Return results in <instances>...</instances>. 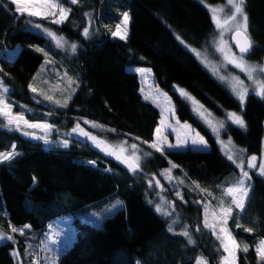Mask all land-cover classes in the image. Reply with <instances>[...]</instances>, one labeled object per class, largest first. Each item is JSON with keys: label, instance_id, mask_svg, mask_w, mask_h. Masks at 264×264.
Instances as JSON below:
<instances>
[{"label": "trees", "instance_id": "16d2710c", "mask_svg": "<svg viewBox=\"0 0 264 264\" xmlns=\"http://www.w3.org/2000/svg\"><path fill=\"white\" fill-rule=\"evenodd\" d=\"M202 1L78 0L70 4L63 0L71 9L66 21L47 25L78 47L62 60L73 80L72 95L65 105L50 107L30 91L44 61V54L34 47L49 50L50 67L58 64L61 57L52 52L54 43L47 36L25 28L29 21L40 20L15 12L10 0H0V51L20 46L12 61L0 58V78L10 88L9 96L49 113L47 120L58 132H67L85 119L102 127L96 131L100 137L132 140L147 151L140 167L131 174L86 141L72 139L66 148H46L42 140L24 137L4 126L0 118V153L9 152L12 145L19 153L0 163V231L8 235L10 227L26 229L24 234L13 233L17 241L0 243V264H15L14 250L24 264H30V248L37 253L48 224L64 216L71 217L75 238L62 250L56 264H193L198 254L204 255L209 264H217L221 252L213 247L212 237L202 235L199 240L193 230L200 226L202 215L201 206L194 200H206L203 192L217 191L238 170L192 114L176 86L219 117L225 111L240 114L246 126L229 123L224 134L247 156H260L264 148V99L250 94L244 104L240 103L176 37L195 48L211 50L216 28L206 4L224 0ZM90 11L94 13L95 32L86 38L82 30ZM126 11L129 33L126 40H121L112 35L113 27ZM244 11L252 41L248 56L260 59L264 56V0H245ZM135 67L151 70L155 84L170 95L177 118L204 135L207 150L159 152L146 144L153 140L160 111L143 96ZM171 163L200 193L184 190V202L177 203V209L193 226L191 233L198 238L194 244L169 231L167 219L147 199V178L161 185L160 170ZM107 168L116 173L107 172ZM250 175L252 186L244 212L234 208L230 225H241L237 227L239 233L252 228L246 236L264 239V179L255 171ZM116 197L122 198L124 208L99 225L77 215V211L101 203L109 206Z\"/></svg>", "mask_w": 264, "mask_h": 264}, {"label": "rangeland", "instance_id": "374dc122", "mask_svg": "<svg viewBox=\"0 0 264 264\" xmlns=\"http://www.w3.org/2000/svg\"><path fill=\"white\" fill-rule=\"evenodd\" d=\"M59 3L65 8H67L63 0H59ZM206 5H207L208 11L210 12L212 19H213V13L211 9L213 8H221V7L224 8V12L218 14L219 18L221 19V22H223L226 15L229 14L230 6L227 5V0H224L222 3L215 4V5H209V4H206ZM25 16L28 17L26 14ZM85 17L87 18L85 28L87 27L89 30V35L87 37H91L92 34L95 32L94 23H93L94 22L93 11H90L89 13H87ZM28 18L30 19L35 18L40 21L34 20L31 22H28L25 28L28 30L37 32L39 34H42L44 36H47L54 43L52 47V52L55 54L56 57H61L60 60L57 62L58 64L56 65L52 64V66L50 67V61L52 60V56L50 55L49 57V54H50L49 50L46 52L45 51L43 52V49L42 51H40L38 49H41V48L34 47V49L44 54V61L42 65L40 66L37 74L35 75L32 83L30 84L31 86L30 91L32 94L39 97V99L42 100V102L45 105L50 106V107H61L69 101V98L72 95V81H73L70 78L69 73H67L68 66L66 62H62V60L66 56L68 57V55H72L73 53L76 52V51L73 52L71 50L70 45L72 43H75L77 45V43L70 41L63 35L58 34L55 30L50 28L47 25V23H50L51 18L49 19H44L41 17H28ZM238 23H241V19L239 16L237 17V21H233L229 25H225L223 28H218L215 23L216 33L213 38V42L211 43L210 51H205V50L195 48L189 45L188 43H186L184 40H182L178 35H176V37L178 38V40L182 43L184 47H186L188 50L192 52V54L197 58L200 64L205 69H207L216 79H218L221 83H223V85L239 100V98L236 96L232 88L231 78L233 76H238L240 80L244 81V86L247 87L248 89L247 96L250 94L256 95L254 91L256 88V85L253 83L252 80H249L247 78L244 72H241L240 69L234 67L231 63H228V61L225 60L224 58V53L219 51V48L222 47L220 41H221V38H223V40L227 44V48H230L232 52H235L237 56H239V54L235 51L230 41V37L232 33L235 32L236 25ZM36 24H40L42 28H36L35 27ZM50 24H53V23H50ZM118 24L121 25L122 27L124 26L123 14L120 17V20L117 23H115L113 27L114 31L116 30V26ZM128 27H129V21L127 24V32L129 33ZM43 28H48L49 30L55 32L58 36H63L65 40L67 41L65 46L62 48L57 47L56 42L52 40L46 33L43 32ZM83 30H82V34H83ZM96 31H97V28H96ZM19 48L20 46L18 45V46H15V48L13 49L1 50L0 58H3L8 61H12L15 58ZM45 53H49V54L45 55ZM244 58L249 64L264 65V56L260 59H253L250 56H244ZM140 69H145L148 71L141 72L139 71ZM133 70L139 74V79L142 84L141 90H142L143 96L145 97V99L153 103L160 111L159 122H158V125L156 126V129L159 128L160 132L159 134H157L156 129H155L153 140L146 144L148 146H150L152 143L160 144L162 147V151H159V152H164L165 150H168V149H188V148L191 150H207L209 148V144L207 143L204 135L200 133L197 130V128L192 126L190 123L186 121H180L177 118V115L175 112V105L170 95L166 91L160 89L155 84V80H154L151 70L149 68H144V67H135ZM253 75L258 80L264 79V74L262 73L257 72V73H254ZM221 77H225L226 79H221ZM42 79L43 81H41L42 83H40V80ZM0 80L2 79L0 78ZM4 85L7 86L6 84ZM7 88H8V92L4 93L3 96L6 102L9 105H11V111L13 115L22 114L24 116V119L27 120L29 123L50 124L47 120L49 117H51L49 113L31 108L21 102H18L12 99L9 96L10 88L8 86ZM33 88H35L36 91H33L32 90ZM176 90L179 92L180 95H181V90L186 92L184 89L178 86H176ZM181 96L189 104L192 114L214 136L222 153L227 158L229 155L233 156V160H230V161L235 165L238 171L236 174L228 177L226 179V183L219 185L217 191H210L207 193L203 192L206 200H203L202 198H197V200H194V204L199 205L202 208L201 224L199 227L191 226V223L188 220V218L185 215H183L181 211L177 209V203L179 204L180 202H184L185 191L188 193H195L197 195L200 193L194 186H192L190 183L189 184L187 183L188 181L186 180L184 175L176 171V167H172L173 165L172 163L169 166L160 170L159 176L162 181L161 185H159V183H157V181L154 178L152 177L147 178V183L149 186V192H148L147 199L150 203H152L155 211H156L157 205H162L165 212H171V215H164L161 212L156 211L157 213H159L160 215H162L163 217L167 219L168 229H169V225L170 224L172 225L173 230L171 232L179 234L187 230L189 234L191 235L194 243H196L198 239V238L196 239V235L199 236V240L202 235H209L210 237H212V241L215 242L213 247L219 248V251L221 252L219 253L218 251L219 256H218L217 264H224L225 258H227L228 264H261L264 258H262L258 254L256 249L259 247V242L264 239L249 238L248 236L245 235L249 232L245 230H243L241 233L237 232V227L234 226V228H232L230 225L232 214L228 218V223L226 227L232 233L239 247L234 251L233 255H229L228 252L224 251V248L222 245V240H224V233L220 231V228H221L220 216L222 215L220 213V206H221L220 202L223 201V207L230 206V201L232 200L233 197L231 195L225 194V189L227 187L233 186L238 179L242 178L241 169L237 167V165L240 164L241 162H243L244 170L248 171L249 175H250V172L255 171L258 175H260L264 179V175H261L259 173L260 165L264 164V148L260 156L252 155V156L257 157V160L255 161L256 167L249 168L248 167L249 158L252 156H247L243 148L238 146L229 136H226L224 134L227 124L230 123L234 126H240L234 123L228 117V114L232 113L233 111H225L224 116L219 117L216 114H214L211 110L206 108L204 105L199 103L197 100H195L191 95H189L195 101H197L199 105L203 106L201 111L204 112V116H201L197 111H195V105H193L192 100L188 99L187 97L183 95ZM256 96L264 99V97L262 96H259V95H256ZM46 97H51V99H46ZM239 102L241 103L240 100ZM244 102L242 104H244ZM0 118L3 120L4 126L17 130V125L15 123L12 125H8L7 119L4 116H0ZM85 121H88V120L83 119L80 121L79 124L82 126V127L80 126V128L83 130L84 128H87V130H84V131L90 133L92 136L97 137L99 141L106 142V144L101 145V147H97L92 142V140L80 135L79 130L75 133L72 132V129H70L67 132H58L57 130H55V128H53V126L51 127V129H48V130L43 129V128H28L23 124V122H19V130L17 131H19L24 137H28L32 139H40L38 137H46L47 140L49 141V143L47 144L44 142V139H40L44 142V145L46 146V148H50L52 146L66 148L63 146L64 141H67L68 146H69L72 139L81 141V142L86 141L90 143L95 149H98L99 151L104 153L107 157H110L115 162L124 166L131 174H134L137 170L135 172H132L128 168L127 163L121 162V160L116 159L114 155L106 154V151L110 150L108 149V146L109 145L114 146V150L119 155H121L122 158L123 157L131 158L134 155L138 156L140 158L139 164L143 162L144 158L147 155V151L145 147L139 143H136L132 140H128L125 138H119L115 141H110L106 137H100L98 133H96V131L98 132L100 130H103L102 127L101 126L93 127V124H96V123L91 122V121H88L90 123H85ZM221 123L223 124V127H220ZM214 128L216 129L215 131L213 130ZM25 132L29 133V135H24ZM201 137H203V139L206 141V145H201L199 144V142L197 144L192 143L193 139H196L197 141H199ZM133 144L137 146L136 149L132 148ZM169 144H172V145L181 144L182 146L168 147ZM120 146H123L126 149V151L120 153L119 152ZM101 148H105V150L102 151ZM3 153H7V152H3ZM89 164L95 165V162L89 161ZM106 171L111 172L113 174L116 173L112 168H107ZM246 186L249 187V193H250L251 186H252V177H251V180H246ZM249 193H248V196H249ZM247 198H246V201H247ZM117 200L121 201V204L113 208L112 205H114ZM108 205L109 206H107V204L105 205L104 203H101V206L97 205V207L86 208L89 210L90 209L93 210L90 212L89 210H86V209L79 210L77 211V215L83 220H86L94 225H99L102 223L104 218L109 217L113 215L114 213H116L118 210L124 208V201L122 200V198L116 197L115 201L109 203ZM231 206L233 209L235 208L234 205H231ZM93 208H96V209H93ZM206 209H207V222L209 224H215L216 226L215 234L212 228H206L204 226ZM191 227H193V230H195L196 232L195 236L190 231ZM12 228L13 227H10L11 232L8 233V235H11L13 239L9 241H14V240L17 241V237L13 236V233L15 232H12ZM19 229H23V234L26 232V229L24 227L23 228L20 227ZM0 233H3V232L0 231ZM16 233L21 234L19 231H17ZM8 235L5 234V236H8ZM218 235L220 236V239H217ZM74 238H75V229L72 225L71 217L64 216V217H60L56 219L55 221L48 224L46 231L42 239L40 240V245L38 247L37 253H35L32 250L33 248L32 249L30 248L29 250L30 264H56L62 250L66 246H68L74 240ZM4 241H8V240L5 239L3 241H0V243ZM194 243H190V244H194ZM245 245H247L248 247V250L246 252L243 250ZM12 254L15 260V264H24L23 259L17 250L12 251ZM201 258H203V260H205L207 264H209V261L207 260V258L202 254H198L195 256L193 264H197V260Z\"/></svg>", "mask_w": 264, "mask_h": 264}, {"label": "snow or ice", "instance_id": "6c2138e0", "mask_svg": "<svg viewBox=\"0 0 264 264\" xmlns=\"http://www.w3.org/2000/svg\"><path fill=\"white\" fill-rule=\"evenodd\" d=\"M12 4L15 5V12L20 13L21 15H27L28 17H41L44 19H50V23L53 24H61L63 23L68 15L70 14L71 9L70 8H65L59 3V0H10ZM70 4H76L78 0H68ZM244 4L245 0H227V5L230 6L229 8V14L226 15L225 19L223 22H221V19L219 18V13L224 12V8H213L211 9L213 13V20L215 21L216 25L218 28H223L225 25H229L233 21H237V17L239 16L241 19V23H238L236 25V30L233 39L235 40L236 47L238 48V51L240 53L239 56L235 52H232L230 48H227L226 42L221 38V45L222 47L219 48V51L224 53V58L225 60L228 61V63H231L234 67L240 69L241 72H244L245 75L249 80H252L253 83L256 85L255 88V94L264 97V79H256V77L253 75L254 73H262L264 74V65H252L249 64L245 58L244 54H246L252 47V41L250 36L248 35V16L244 11ZM2 6V5H0ZM58 10V12H57ZM129 15L127 12L123 13V21H124V26L122 27L121 25L116 26V30L112 33L113 36H118L121 40H126L127 39V24L129 21ZM31 22V21H29ZM36 28H42L40 24L35 25ZM43 32L46 33L52 40L56 42L57 47H64L67 41L63 36H58L55 32L49 30L48 28H43ZM83 35L87 37L89 35V30L86 27L83 30ZM71 50L73 52L76 51L77 45L75 43H72L70 45ZM227 49V50H226ZM42 51V49H38ZM47 55V53H45ZM199 55V53H198ZM2 70V69H0ZM215 70V69H214ZM139 71L145 72L148 70L145 69H140ZM221 79H226L225 77H221ZM232 80V88L233 91L235 92L236 96L239 98L241 103L245 101V98L248 94V89L247 87L244 86V81L240 80L238 76H233L231 78ZM31 87V86H30ZM33 91H36L35 88L32 89ZM8 92L7 86L4 85L3 81L0 80V116H4L7 119V124L12 125L16 124L17 125V130H19V122H23V124L28 127V128H43V129H51L52 125L50 124H35V123H29L27 120L24 119V116L22 114L20 115H13L11 111V105H9L6 100L4 99L3 94ZM181 95L187 97L188 99L192 100L193 105H195V111H197L201 116H204V112L201 111L203 108L202 105H199L197 101H195L192 97L188 95V93L184 92L181 90ZM46 99H51V97H46ZM59 103V102H57ZM229 119H231L234 123L240 125L241 127H245V121L243 118L238 115L235 112L229 113L228 114ZM206 118V117H205ZM85 123H90L88 121H85ZM93 127H100L98 124H93ZM220 127H223V124H220ZM11 130V129H9ZM79 130V134L87 137L88 139L92 140V142L97 146L101 147V145L106 144L104 141H99L97 137L92 136L90 133L84 131L83 129L80 128V125L77 124L76 127L72 129V132H77ZM214 131L216 130L215 128L213 129ZM157 134H159L160 129H156ZM24 135H29V133L25 132ZM40 139H44V142L47 144L49 141L47 140L46 137H38ZM199 144L201 145H206V141L201 137L199 141L196 139L192 140L193 144ZM64 147H68V142L64 141L63 143ZM182 146L181 144L177 145H172L169 144L168 147H179ZM136 145L133 144L132 148L136 149ZM150 147L156 149L157 151H162V147L158 143H152ZM108 149L106 151V154L108 155H114L116 159L121 160V162L127 163L128 168L132 171L135 172L139 167V157L138 156H132L131 158L129 157H121L115 150L114 146L109 145ZM102 151L105 150V148H101ZM126 151V149L123 146H120L119 152L122 153ZM19 155L15 151V145H12V148L9 152L7 153H0V162L3 161H10L12 160L15 156ZM229 160H233V156L229 155L228 156ZM257 160L256 156H252L249 158V168H255L256 164L255 161ZM235 162V161H234ZM172 167H177V165H172ZM241 169V174L242 178L238 179L236 183L231 186L227 187L225 189V194L231 195L233 198L230 201V206L228 207H223V201L220 202V213L222 214L220 216L221 220V228L220 231L224 233V240H222V245L224 248L225 252H228L229 255H233L234 251L239 247L237 241L233 237L232 233L227 229L226 225L228 223V218L231 216L233 208L231 205H234L235 208L239 209L240 212H244L245 209V201L246 198L248 197L249 193V187L246 186V180H251V176L249 175L248 171L244 170V164L241 162L240 164L237 165ZM259 173L261 175H264V164H261L259 167ZM167 174V173H165ZM157 183H159L157 181ZM197 187H199L197 185ZM203 191V189H201ZM239 194V195H237ZM121 204V201L117 200L114 205H112L113 208L117 207L118 205ZM156 211L161 212L164 215H171V212H165L162 205H157L156 206ZM215 214V213H214ZM204 226L206 228H212L214 230L215 234V224H209L207 222V209L205 210V221H204ZM241 225L237 224V227H240ZM169 231H172V225H169ZM198 230V229H197ZM19 231L21 234H23V229H16L12 228V232H17ZM245 231L251 232L252 228H245ZM180 235L184 236L187 238L189 243H194L191 235L187 230L183 231L182 233H179ZM12 240V236L8 235L5 236V234L0 233V241L3 240ZM217 239H220V236H217ZM231 246V247H230ZM243 250L246 252L248 250L247 245L244 246ZM258 254L264 258V240H261L259 242V247L256 249ZM139 264V262H137ZM197 264H207L203 258L197 260ZM224 264H228L227 258H225Z\"/></svg>", "mask_w": 264, "mask_h": 264}, {"label": "water", "instance_id": "95a60500", "mask_svg": "<svg viewBox=\"0 0 264 264\" xmlns=\"http://www.w3.org/2000/svg\"><path fill=\"white\" fill-rule=\"evenodd\" d=\"M234 34H235V32L232 33V35L230 37V41H231V44L233 45L235 51L240 55V53L238 51V48L236 47L235 40L233 39ZM251 51H252V47H251V49L246 54H244V56H248L251 53Z\"/></svg>", "mask_w": 264, "mask_h": 264}]
</instances>
